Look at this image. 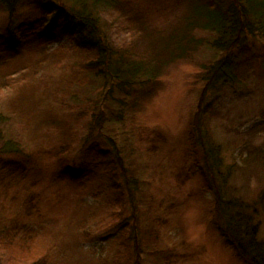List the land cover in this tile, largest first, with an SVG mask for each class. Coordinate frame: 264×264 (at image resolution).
I'll return each mask as SVG.
<instances>
[{
    "label": "rangeland",
    "instance_id": "rangeland-1",
    "mask_svg": "<svg viewBox=\"0 0 264 264\" xmlns=\"http://www.w3.org/2000/svg\"><path fill=\"white\" fill-rule=\"evenodd\" d=\"M81 3L21 0L13 13L0 9V235L10 240L5 251L0 247L1 262V252H12L16 263L28 264L30 252L50 264H248L225 242L229 227L216 194L204 191L215 186V174L201 135L221 147L225 165L233 164L230 195L257 209L264 242V168L247 166L264 149V39H244L260 60L244 84L209 89L201 66L224 54L205 46L163 75L138 111L117 91L91 95L86 119L82 103L63 93L88 58L71 35L81 24L69 10L79 11ZM117 4L92 10L117 46L142 35L132 5L159 31L187 8L184 0ZM49 8L65 9L66 21L52 27L45 16L43 23ZM106 82L92 75L73 89L83 102ZM23 95L36 105L29 114ZM94 104L101 117L93 115ZM159 133L166 141L152 151ZM5 144L15 151L4 153ZM191 167L198 176L183 184L178 174ZM121 213L128 224L120 232Z\"/></svg>",
    "mask_w": 264,
    "mask_h": 264
},
{
    "label": "trees",
    "instance_id": "trees-1",
    "mask_svg": "<svg viewBox=\"0 0 264 264\" xmlns=\"http://www.w3.org/2000/svg\"><path fill=\"white\" fill-rule=\"evenodd\" d=\"M20 1L0 0V9L6 8L13 13ZM90 1L93 11L100 7L113 9L119 6L118 0ZM184 1L187 4L186 11L176 23L165 31L153 30L148 20H144V16L140 15L132 5V9L135 10L133 11L138 15L137 21L142 25V35L130 40L127 45L119 46L110 40L107 34L108 30L103 32L100 29L98 19L93 18L92 10L87 7V0H81L82 7L79 11L69 10L74 13L81 24L80 30L71 35L79 43L76 45L77 50L86 53L85 57L88 58L84 61V65L75 71L76 76L68 82V88L63 93L82 103L78 109L83 111L84 118H90L86 108L93 99H91V95H95V98L109 97L117 91L129 99L128 104L131 111H138L157 91L158 81L163 75L174 65L192 58L205 46H210L213 50L224 54V58L215 64L201 66V81L206 83L209 89H216L227 84H244L249 80L250 75L256 71V65H260V60L244 39L247 36L264 39V0ZM127 8L130 11L128 6ZM58 9L60 13H57L54 8H49L42 19L43 23L45 16L52 17V27H55L56 23L66 21L67 11ZM70 12L69 15H72ZM33 31V28L29 29L30 33ZM134 34L132 36H135ZM143 34L147 35L143 36ZM199 34H208V37L198 38ZM27 36L28 34H26ZM20 41L18 40V42ZM18 42L16 44H19ZM92 75L102 77L107 82L98 88L95 87L86 98L87 100L82 102L83 98L80 96V92L73 89V83H79L84 88ZM22 98L21 102L23 103L22 100H24L23 104L27 107L25 113L29 114L36 105L28 96L23 95ZM95 105H93L95 112L93 115L101 117L100 111L95 110ZM56 121L53 117L50 120L52 123H56ZM156 135L159 137L153 138L152 151L158 146L155 142L166 141L165 135L160 133ZM201 141L207 157L212 161L213 168L211 170L215 174V186L210 185L204 191L207 193L209 189L217 196L220 212L229 227V230L223 234L225 242L232 246L248 264H264V242L259 240V224H256L254 216L257 209L251 210L241 197L230 195L229 183L235 172L233 164L225 165L221 156V147L217 144L214 145L205 132L201 135ZM5 145L4 153L9 154L15 151L13 145ZM261 151L255 154V158L248 161V168L254 166L264 168V149ZM106 169L109 171L111 167L106 166ZM178 176L179 180L186 184L188 181L192 182L198 174L193 168L183 170ZM37 208L32 212V215H38L34 214L37 212ZM115 217L117 218L116 222L120 220L117 230L121 232L128 223L122 213ZM130 219L132 220V218ZM17 226L16 223L15 228L18 229ZM26 230L33 232L29 226ZM2 235H0V247L5 251V243L10 240H3ZM1 253L3 262L0 260V264H18L16 263L18 260L14 258L12 252ZM29 254L31 260L28 261V264H50L46 257H37L30 252Z\"/></svg>",
    "mask_w": 264,
    "mask_h": 264
}]
</instances>
